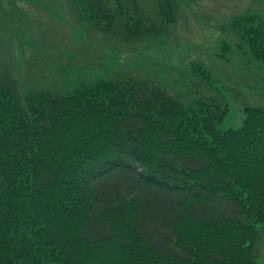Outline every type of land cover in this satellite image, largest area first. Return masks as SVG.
Here are the masks:
<instances>
[{"label":"trees","instance_id":"trees-1","mask_svg":"<svg viewBox=\"0 0 264 264\" xmlns=\"http://www.w3.org/2000/svg\"><path fill=\"white\" fill-rule=\"evenodd\" d=\"M157 6L171 22L172 3ZM229 25L263 60L264 21L247 15ZM127 84H106L109 93L94 100L82 97L85 88L21 99L0 69V264H73L83 248L121 249L125 223L135 242L168 259L207 250V264H254L264 108L246 107L240 129L220 131V105L185 107L146 80ZM202 227L222 244L194 248L185 231Z\"/></svg>","mask_w":264,"mask_h":264},{"label":"rangeland","instance_id":"rangeland-1","mask_svg":"<svg viewBox=\"0 0 264 264\" xmlns=\"http://www.w3.org/2000/svg\"><path fill=\"white\" fill-rule=\"evenodd\" d=\"M159 1L138 0L133 10L130 0H101L100 12L96 0H0V69L10 74L21 99L30 91L68 97L85 88L82 97L94 100L98 94L86 89L98 88L103 96L109 93L106 84L147 80L185 107L220 105L226 112L218 130L240 129L246 107H264V59L229 23L247 15L255 23L264 21V0H166L172 3L171 22L158 13ZM127 225H122L127 245L83 248L80 262L73 264H207L211 259L209 251L197 255L196 249L185 260L159 256L135 242ZM175 227L182 237L183 226ZM261 227L250 252L254 264H264ZM202 228L185 231L194 248L222 244Z\"/></svg>","mask_w":264,"mask_h":264},{"label":"bare ground","instance_id":"bare-ground-1","mask_svg":"<svg viewBox=\"0 0 264 264\" xmlns=\"http://www.w3.org/2000/svg\"><path fill=\"white\" fill-rule=\"evenodd\" d=\"M194 68H197V66H195ZM118 81V80H117ZM141 81V80H140ZM147 81V80H146ZM98 96L99 97H101L102 95H100L99 93H98ZM261 108H264V107H261Z\"/></svg>","mask_w":264,"mask_h":264}]
</instances>
